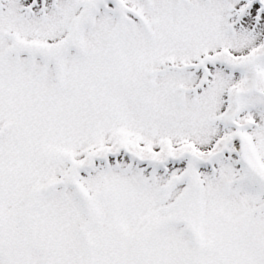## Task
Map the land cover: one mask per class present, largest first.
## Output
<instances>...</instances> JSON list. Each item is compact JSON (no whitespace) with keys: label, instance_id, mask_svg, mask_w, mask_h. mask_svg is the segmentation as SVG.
Wrapping results in <instances>:
<instances>
[{"label":"snow or ice","instance_id":"6c2138e0","mask_svg":"<svg viewBox=\"0 0 264 264\" xmlns=\"http://www.w3.org/2000/svg\"><path fill=\"white\" fill-rule=\"evenodd\" d=\"M0 264H264V0H0Z\"/></svg>","mask_w":264,"mask_h":264}]
</instances>
